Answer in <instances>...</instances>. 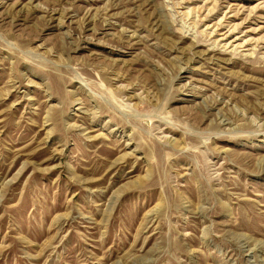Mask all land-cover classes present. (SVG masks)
Returning a JSON list of instances; mask_svg holds the SVG:
<instances>
[{
	"label": "rangeland",
	"instance_id": "374dc122",
	"mask_svg": "<svg viewBox=\"0 0 264 264\" xmlns=\"http://www.w3.org/2000/svg\"><path fill=\"white\" fill-rule=\"evenodd\" d=\"M204 1L0 0V264H264V0Z\"/></svg>",
	"mask_w": 264,
	"mask_h": 264
},
{
	"label": "bare ground",
	"instance_id": "6f19581e",
	"mask_svg": "<svg viewBox=\"0 0 264 264\" xmlns=\"http://www.w3.org/2000/svg\"><path fill=\"white\" fill-rule=\"evenodd\" d=\"M181 1V0H180ZM182 1H184V0H182ZM209 0H207V1H204V3H207ZM217 1V0H216ZM216 1H213L212 3H213V5L208 9V11L210 12V11H212L213 9H214V7H215V5H216ZM208 8V7H207ZM200 9H198V11H199ZM236 14V13H235ZM187 17V16H186ZM222 20V19H221ZM221 20L219 21V23H221ZM225 22V21H224ZM230 24V23H229ZM216 26V25H215ZM230 26V25H229ZM219 27H221V25L219 26H217V27H214L213 26V28L214 29H212V32L209 34V35H215V37H217V38H219V39H217V40H215V43L217 42V41H219V42H222V41H226L227 39H228V37H229V35L231 34V33H233L234 31H235V28H232V30H228L227 32H225V33H220V31L221 30H219L218 31V29H219ZM159 28V27H158ZM161 28V27H160ZM207 29H209V26H207L206 27ZM160 30V29H159ZM249 41V40H248ZM261 41H263V39L261 40ZM244 42H246V41H244Z\"/></svg>",
	"mask_w": 264,
	"mask_h": 264
}]
</instances>
